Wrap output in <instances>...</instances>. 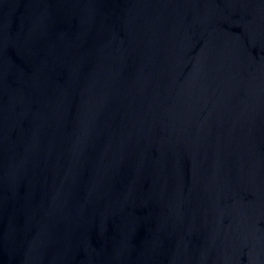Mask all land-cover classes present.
<instances>
[{"label": "water", "instance_id": "1", "mask_svg": "<svg viewBox=\"0 0 264 264\" xmlns=\"http://www.w3.org/2000/svg\"><path fill=\"white\" fill-rule=\"evenodd\" d=\"M0 264H264V0H0Z\"/></svg>", "mask_w": 264, "mask_h": 264}]
</instances>
